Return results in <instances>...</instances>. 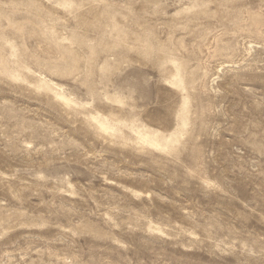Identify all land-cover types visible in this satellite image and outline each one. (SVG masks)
<instances>
[{"label": "rangeland", "instance_id": "374dc122", "mask_svg": "<svg viewBox=\"0 0 264 264\" xmlns=\"http://www.w3.org/2000/svg\"><path fill=\"white\" fill-rule=\"evenodd\" d=\"M0 264H264V0H0Z\"/></svg>", "mask_w": 264, "mask_h": 264}]
</instances>
